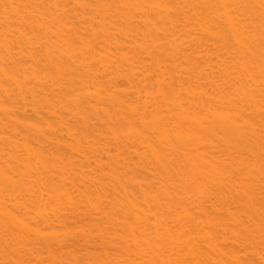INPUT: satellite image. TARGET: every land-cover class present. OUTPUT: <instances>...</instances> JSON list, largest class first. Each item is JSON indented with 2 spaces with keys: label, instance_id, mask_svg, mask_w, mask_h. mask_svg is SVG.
Masks as SVG:
<instances>
[{
  "label": "bare ground",
  "instance_id": "bare-ground-1",
  "mask_svg": "<svg viewBox=\"0 0 264 264\" xmlns=\"http://www.w3.org/2000/svg\"><path fill=\"white\" fill-rule=\"evenodd\" d=\"M0 264H264V0H0Z\"/></svg>",
  "mask_w": 264,
  "mask_h": 264
}]
</instances>
